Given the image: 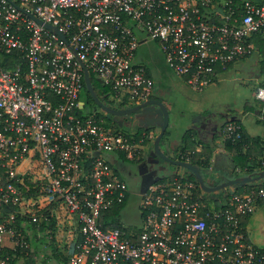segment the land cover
I'll return each instance as SVG.
<instances>
[{
	"label": "built area",
	"instance_id": "2783aa9c",
	"mask_svg": "<svg viewBox=\"0 0 264 264\" xmlns=\"http://www.w3.org/2000/svg\"><path fill=\"white\" fill-rule=\"evenodd\" d=\"M139 32L202 90L260 52L264 0H0V52L15 59L0 65V264H264L243 223L264 185L208 198L187 175L159 178L140 195V225L103 226L130 194L106 154L138 159L155 134L98 119L82 99L84 65L109 103L153 98ZM254 99L264 103V84ZM241 132L225 124L226 138Z\"/></svg>",
	"mask_w": 264,
	"mask_h": 264
},
{
	"label": "rangeland",
	"instance_id": "374dc122",
	"mask_svg": "<svg viewBox=\"0 0 264 264\" xmlns=\"http://www.w3.org/2000/svg\"><path fill=\"white\" fill-rule=\"evenodd\" d=\"M149 45L153 47L151 43L142 45L144 53L143 51L141 52V48L140 50L137 48L138 50L136 51L135 61L148 65L152 75L157 76L158 69L150 58L151 56L152 58L155 56H161L163 61H165V57L162 55L161 49L158 45H154L157 48V52H153L149 49ZM261 54L255 51L250 56L237 60L221 74L219 82L212 83L202 90H195L186 82V80L177 78V75L167 65L168 72H166V74L168 80L166 79L165 83H162V88L165 93H167V100L173 105L172 118L175 123L169 127L161 144L164 145L163 143L167 138H171L175 143L180 142L188 124H195L194 122H197V118L200 115H203L202 119L205 118L204 120L208 124L211 123V121H222V119L225 118L224 115L228 112L237 111V116H243L242 113H238L240 109H243L244 114L249 115V117H252L257 122H260L251 123L248 121L247 115V118L243 117L248 130L253 134H258L264 137V122H261L263 120L259 109L261 104L254 99L256 87L259 84H264V71L261 69V59H263V54ZM255 55L259 56L256 57ZM82 99L86 100L85 91L82 93ZM129 119H131V116H128L126 118L127 121L120 126L122 130L129 132L134 129H140ZM144 150V155H147L148 157L150 151L146 148H144ZM106 155L109 156L112 154L109 153ZM121 162L123 161H119V163ZM125 162L133 163L134 165L132 166L138 165L137 163H134L135 160L127 159ZM180 172V175H184L182 173H188V175L191 174L190 170L186 168H183ZM169 173L170 170L161 171V174L163 175H168ZM121 176L126 179L130 188V195L119 211L121 223L128 227H136L141 223L139 210L140 187L137 184V180H128L122 174ZM204 176L206 182H218L220 179L216 171L212 173L204 171ZM256 182L261 183L263 182V179ZM227 188L229 190L234 189L233 186ZM223 191L224 189L212 192L205 191V194L208 198H215L220 197L221 194H223ZM41 230V242H49L50 240L47 238L46 229L42 227ZM32 241H34L33 238ZM46 254H48V251H46Z\"/></svg>",
	"mask_w": 264,
	"mask_h": 264
},
{
	"label": "crops",
	"instance_id": "0c3cea01",
	"mask_svg": "<svg viewBox=\"0 0 264 264\" xmlns=\"http://www.w3.org/2000/svg\"><path fill=\"white\" fill-rule=\"evenodd\" d=\"M138 36L140 38V43H139L138 49L140 50V48H141V52L143 51V53H144L142 45L147 44V43H151V45H153V47H151L149 45V49H151L153 52H157V48L154 45H158L160 47V49H161L160 43L157 40L147 38L145 33L139 32ZM161 52H162V55L165 57V54L162 51V49H161ZM259 53L263 54V52L261 50H260ZM255 56L257 57L259 55H255ZM150 60H152V62H154L155 66L158 69L157 70L158 71L157 76L152 75V73H151V71L149 69V66L146 65L145 63H143V64L146 66L149 75L155 81L156 88H155L154 97L163 100L166 103V105L168 106L169 110H170V113H171L170 126H172L175 123V122H173L174 119L172 118L173 105L171 104L170 101L167 100V98H166L167 93H165V91L163 90L162 83H165L166 79L168 80V78H167L168 76L166 74V72H168V70H167L168 67L171 70H173V69L168 64L166 58H165V61H163L161 56H155L154 58H152V56H151ZM262 60H264V55H263V59H261V64H262ZM163 62H164V64H163ZM257 62H258V60H257ZM138 63H142V62H138ZM158 63H159V65H158ZM167 65H168V67H167ZM232 65H233V63L230 64L226 69H228ZM226 69L221 70L220 74L217 76L216 80L213 83H217V82L220 81V79H221L220 76ZM173 72L175 73L174 70H173ZM175 74L177 75V78L186 80L185 77L180 76L177 73H175ZM236 112H228V113H226L224 115L225 118L222 119V121H219V122L211 121V123H208V124L204 120L205 118L202 119L203 115L198 116L197 122H194L195 124H188L186 130L184 131V134H185L188 129H191L193 131L192 136L190 138L186 139V140H184L182 138V140L180 142L176 143V146H175L176 158L181 159V158L178 157L179 152L177 150L180 145H185L186 144L187 150L189 152V151H192L191 150L192 145H195L197 151H201L203 149L204 145L210 144V146L212 147L211 165H213V163H218L219 166H223L224 167V166H227L230 163H234L235 164L231 153H229L226 150V148H225V141H226L227 138L225 137V134H224V127H225L226 122L228 120H231V119H238V120L241 121V123L245 127L246 132L248 133L249 136H253V137L260 136V137H262L261 135L253 134V133H251L248 130V127H247V125L245 124V122L243 120V117H246L247 114H244L243 109H240L239 112H238V113H242L243 116H237ZM247 117H248V121L251 122V123L252 122L260 123V122L255 121L252 117H249V115H247ZM134 131H138V130L134 129ZM158 131H159V129L153 130V134L156 135L158 133ZM262 138H264V137H262ZM152 142L150 140L149 143L145 146V148L148 151L151 150ZM220 153H224L227 156H223ZM110 154H112V155H109V156L106 155V156H107L108 160L113 164V166L115 168H117L116 166H118L119 161H124V162L126 161L119 154H114V153H110ZM144 154H145V150L143 151L142 155H144ZM181 170H183V168H179L175 172L172 169V170H170V173L168 175L160 174L158 176H159V178H167V177L173 178L174 175L181 174V172H180ZM182 174L189 176L188 173H182ZM247 174L248 173L245 172V170H243L240 167H237L235 165V176L247 175ZM253 175H255V174H253ZM263 183H264V178H263V182H261V183H257V182L255 183L254 182V183H251V184H245V185H241L240 189L239 188L237 189L236 187H234L233 190L240 191V192L241 191L245 192V191H248L251 187L264 185ZM140 198H141V196H140ZM243 223H244L245 228H246V230L248 232L249 240L251 242H253L254 244L258 245L259 247L264 248V198L261 199V201L259 202L257 210L251 216L246 217L243 220Z\"/></svg>",
	"mask_w": 264,
	"mask_h": 264
},
{
	"label": "water",
	"instance_id": "95a60500",
	"mask_svg": "<svg viewBox=\"0 0 264 264\" xmlns=\"http://www.w3.org/2000/svg\"><path fill=\"white\" fill-rule=\"evenodd\" d=\"M46 26L50 28L53 27L49 23H46ZM84 76L87 90L91 94L95 104L107 114V118H111L113 121L118 122L121 126L125 121H127L126 118L131 116L133 121L131 119L129 120H131L132 123H137L139 127L150 130V132H153L155 129H159L158 133L151 139V142H153L151 144V150L148 157L152 158L149 159L148 162L152 164H159V170L169 171L173 169L175 172L179 168L189 169L190 172L195 174L202 189L207 192L225 189L229 186L235 187L237 185L241 186L251 184L264 178V169L260 170L255 175L247 174L235 176V164L230 163L227 166H224L225 168L223 169L227 172L233 173L232 176L219 172L217 173L220 178L218 182H206L203 172L195 163L176 158V143L174 140L167 138L163 143L164 145L161 144L163 137L166 136L169 129L171 118L170 110L163 100L153 97L137 104L124 105L122 103H117V106L115 107L112 103H109L106 100L105 96L97 95L92 84L89 70L85 65ZM96 154H99V152L97 151ZM220 154L227 156L224 153ZM212 172L213 168L208 169V173Z\"/></svg>",
	"mask_w": 264,
	"mask_h": 264
},
{
	"label": "trees",
	"instance_id": "16d2710c",
	"mask_svg": "<svg viewBox=\"0 0 264 264\" xmlns=\"http://www.w3.org/2000/svg\"><path fill=\"white\" fill-rule=\"evenodd\" d=\"M252 40L258 43V45L260 46V50L263 52V55H264V38H262L261 35L260 36L256 35L253 37ZM14 63H15L14 57L9 56L6 53L0 52V65L12 66ZM261 65H262L261 69L264 71V60H262ZM91 80H92V84L95 89V92L97 93L98 96H102L108 91V89H105L102 87V85L98 82L97 78L94 77L93 74H91ZM84 91L86 93V100H85L86 104L90 108V111L94 112L93 107L96 104L91 94L87 90L86 84L84 87ZM259 109H260L261 115H263L261 117L263 121L261 122H264V103L260 105ZM96 115L98 116V119H101V118L106 119L108 123H113L118 128H120V125L118 124V122L112 121V120L110 121V119H108L106 115L99 108L96 111ZM231 120L236 121L237 123L241 125V128H242L241 137L238 138L236 141H233L232 139L227 138L225 141V148L229 153H231L234 159L235 165L237 167H240L241 169L245 170V172H247L248 174H256L257 172H259V170L264 169V166L262 163L264 160V138L260 136H255V137L249 136L248 133L246 132L245 127L243 126L240 120L238 119H231ZM229 121L230 120H228L226 124ZM143 133H147V135H149L151 132L150 130L140 128L137 131L136 135L137 137H142ZM192 134H193V131L191 129H188L186 133L184 134L183 139L186 140L190 138ZM150 140H151L150 137L145 138V140L143 141V144L147 145ZM177 150L179 152L178 157L183 160L186 159L187 153H188L190 155V160L193 163H195L201 171H203L204 169L206 170L210 169L211 157H212V147L210 146V144L204 145L201 151H197L195 145H192V148H191L192 151H189L190 153L187 150L186 144L180 145ZM120 156H122L123 158H126L124 153H120ZM188 177L198 182L194 173L191 172V174ZM235 187L237 189L241 188L238 185ZM123 205L124 204L117 205L113 209H111L109 212L106 213L107 218H106V221L103 223V226H106L108 224L120 225L121 216H120L119 211ZM48 243L50 244V242ZM36 253L37 251H33L30 253L29 255L30 258H28L27 263L33 260V257L35 256ZM58 255L60 254L58 253Z\"/></svg>",
	"mask_w": 264,
	"mask_h": 264
},
{
	"label": "flooded vegetation",
	"instance_id": "af4514ba",
	"mask_svg": "<svg viewBox=\"0 0 264 264\" xmlns=\"http://www.w3.org/2000/svg\"><path fill=\"white\" fill-rule=\"evenodd\" d=\"M115 107L117 106V103H112ZM99 107L97 105H94L93 109H98ZM104 114L107 117V114L104 112ZM110 121L112 120L111 118ZM133 121V118L131 119ZM113 121V120H112ZM133 124L138 127L137 123L133 122ZM145 129V128H144ZM139 130V129H138ZM149 157V156H148ZM147 155H142L138 159H135L134 163H137V166H132L134 165L133 163H128V162H121L118 163L117 169L118 171L125 176L128 180H137V184L140 187V195L141 193L145 190L147 185H149L151 182L156 180L161 174V170H159V164H152L148 162L149 159ZM210 168H213V172H222L227 175H233V173L225 171L223 166H219L218 163H213ZM204 171H208V169H204L202 172L204 174Z\"/></svg>",
	"mask_w": 264,
	"mask_h": 264
}]
</instances>
